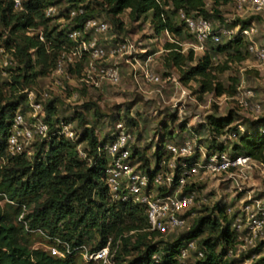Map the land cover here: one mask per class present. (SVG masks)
<instances>
[{
  "label": "trees",
  "instance_id": "16d2710c",
  "mask_svg": "<svg viewBox=\"0 0 264 264\" xmlns=\"http://www.w3.org/2000/svg\"><path fill=\"white\" fill-rule=\"evenodd\" d=\"M58 1L27 0L21 2V8L16 12L12 0H0V35L7 37V48L14 49L13 63L7 69L10 80L3 81L1 85L10 86L12 91H20L3 104L0 102V159H6L7 162L4 166L0 165V199L4 200L0 204V264H84L78 260V246L86 245L95 235L98 236V242L92 250L107 243L109 250L113 247L117 249L109 264H235V259L229 258V252L237 245L238 234L231 226L233 217H228L224 205L216 203L212 208L203 206L198 212L204 211V214L193 218L188 226L186 223L182 227L186 229L172 232L171 236L174 237L169 241L163 239V235L148 229L142 206L110 201L104 182L106 159L104 155L98 154L99 146L109 139V135L107 133L99 139L94 128L87 126V121L80 114L76 116L82 131L76 139L69 140L64 136L54 135L49 140L35 142L33 153L24 152L12 158L6 156L9 119L25 100L27 94L24 89L38 77H46L52 72L60 46L68 43L64 28L58 30L60 24L55 19L66 15L69 8L80 4L85 9L84 15L76 17L72 27L78 26V22L86 17L96 16L89 2L83 4V0H67L64 9L57 16L46 17L45 8L57 5ZM207 1L212 2L210 8L207 7ZM228 1L230 0H98L96 4L118 29L121 27L118 15L123 11L128 9L131 18H140L152 12V22L158 34L166 31L185 38L194 37V34L184 31L186 27L182 20L180 24L176 21L175 16L179 11L194 18L205 17L215 24L214 21L221 18L218 6ZM237 24L245 27L249 25V21L243 20L231 27ZM39 27L42 28L40 32L44 41L37 39L38 32H33ZM6 28H9L8 35L2 32ZM244 42L240 36L227 39L224 43L209 42L203 57L185 70L183 67L186 62L193 60V50L183 54L178 44L168 42L167 58L181 70V81L199 78L202 92L214 91L216 95L228 92L233 95L235 89L227 91L220 82L213 83L211 70L215 66L211 59L216 53H224L236 60L244 59V54L238 49ZM226 68L224 66L221 70ZM81 92L84 93V89ZM44 104V121L49 125L50 131L61 120H73L72 117L58 116L56 97ZM84 106L92 107L90 104ZM125 119L126 124L136 125L132 118L126 116ZM207 120L215 137L225 132L237 136L238 142L233 144L230 151L232 155L249 156L256 162H264V117L248 122V129L242 133L237 126L230 125L233 120L231 112L223 117L209 115ZM179 128H184L183 123L179 124ZM163 135L164 133L160 139ZM214 140L208 149H226L222 143ZM83 142L87 144L82 149L84 157L78 149ZM163 154L162 145H158L154 151L157 162ZM132 155L143 161L144 166H149L148 156L136 145L132 146ZM89 159L92 163H88ZM22 213V218L19 219ZM26 226L30 229L40 228L52 238L67 242L71 253L58 257L48 250L33 248L30 244L33 233ZM204 234L206 236L203 238ZM155 238L159 239L154 240ZM191 240L196 242L195 260H178L181 246ZM49 242L56 244L54 240ZM259 245L252 252H259ZM57 246L60 250L64 249L60 244ZM131 252H136L135 256L125 260L122 255ZM198 252L202 255H198ZM153 254L159 255L157 262L152 258ZM254 264H264V257Z\"/></svg>",
  "mask_w": 264,
  "mask_h": 264
},
{
  "label": "rangeland",
  "instance_id": "374dc122",
  "mask_svg": "<svg viewBox=\"0 0 264 264\" xmlns=\"http://www.w3.org/2000/svg\"><path fill=\"white\" fill-rule=\"evenodd\" d=\"M26 1L21 0L22 3ZM97 1L83 0L82 3L89 2L90 8H94V15L107 19L111 23L106 13L96 4ZM66 3L67 0H59L56 4L59 7ZM211 6L212 2L207 1V7ZM19 10L16 9V12ZM218 10L221 18L214 21L215 27L230 28L237 22L247 20L249 25L253 24L256 29L251 39H246L238 48L244 54V59L236 60L224 53H216L212 56V65L215 66V69L211 70L213 83L220 82L227 91L235 89L233 95L228 92L221 95H216L214 91L202 92L199 78L187 82L181 81V70L167 58L166 44L168 42L178 44L183 54H187L190 49L193 50V60L186 62L184 70L196 64L207 49L202 51L196 49L197 41L193 36L181 38L166 31L158 34L152 22V12L140 18H131L128 9L118 15L121 22L120 29L111 23V28L109 25L106 34L107 43L125 42L128 45L123 55L111 59V62H115L119 68L118 83L113 84L103 80L97 87L84 88L79 86L74 78L71 81H64L63 86L58 87L50 84V78L38 77L25 89L36 93L46 91L47 100L56 97L58 116L73 118L71 128L76 137L82 131L76 116L80 114L87 121V126L94 128L95 135L99 139L109 133L116 123L125 124L131 135L130 143L142 149L151 162L155 158L154 151L158 145L180 139H189L194 146L199 145L201 150L205 151L209 145H212L215 137L209 129L207 116L223 117L231 112L233 120L230 125L237 126L240 133L248 129V122L264 117V62L248 49L250 45L264 46V9L259 12L248 9L247 6L238 9L234 0H230L220 4ZM175 19L180 24L179 13L176 14ZM8 30L9 28H6L2 32L8 35ZM41 30L42 28L39 27L33 32L37 33ZM184 31L188 32L187 29ZM225 37L221 38V43L226 42L228 38ZM224 66L227 68L222 71ZM145 72L157 76L158 81L146 80ZM5 80H10V77L0 75L2 104L20 92L12 91L10 86L1 85ZM83 89L84 93L81 92ZM85 104H90L92 107L86 108ZM255 104L259 105L258 109H255ZM126 116L132 118L136 125L126 124ZM181 123L184 127L182 129L179 128ZM163 133V138L160 139ZM41 140H43L42 137H36L26 148L33 153L34 143ZM215 141L222 143L228 151H231L233 144L238 142V138L232 136L231 132H225L215 137ZM84 146H87L85 142L78 146L82 157L85 156L82 151ZM6 163V159H0L1 166ZM88 163H92V160L89 159ZM262 163L254 162L243 168L233 167L219 175H198L194 178L196 198L194 205L188 211L190 215L187 217V226L193 218L204 214V211L198 212L203 206L212 208L216 203L224 205L228 217H233L231 226L236 228L238 234V243L234 250L229 252V258L235 259V264H254L264 257V228L262 234L252 238L251 241L245 229L247 222L245 211L256 212L259 207H264ZM3 202L4 200L0 199V204ZM184 229L186 228H178L174 233ZM30 232L33 233L30 236V244L33 248L48 250L53 246V243L49 242L53 240L52 236L42 229L37 228ZM171 235L172 233L166 234L162 238L172 241L174 236ZM205 236L206 234L203 238ZM97 242L98 236L95 235L85 246L92 248ZM258 245L260 251L252 252V249ZM116 250L115 247L109 250L110 262ZM135 254L136 252H131L122 256L128 260ZM78 256L79 262L86 264L80 252ZM183 260L193 262L194 250L189 252ZM92 264H102V261H92Z\"/></svg>",
  "mask_w": 264,
  "mask_h": 264
},
{
  "label": "built area",
  "instance_id": "2783aa9c",
  "mask_svg": "<svg viewBox=\"0 0 264 264\" xmlns=\"http://www.w3.org/2000/svg\"><path fill=\"white\" fill-rule=\"evenodd\" d=\"M13 8H21V0H12ZM236 7L242 9L247 6L255 12L264 9V0H234ZM63 6L49 5L44 10L46 17L54 18L63 10ZM85 9L80 4L69 8L66 15L57 17L58 30L64 28L68 43L62 44L58 50L52 72L46 76L50 78L53 86H63L64 81L74 78L83 87H97L103 80L116 84L119 82V68L111 59L123 55L128 45L125 42L107 43L106 34L109 29L108 22L101 17L89 16L72 27L76 17L84 15ZM180 19L184 22L188 32L194 34L197 41L196 49L205 50L209 42L219 43L222 36L229 40L240 36L244 40L251 39L256 32L253 24L248 26L235 25L231 28L214 26L205 17L194 18L179 11ZM29 34V32H27ZM7 37L0 35V75L8 76V68L12 65L13 48H7ZM37 39L44 41L43 34L39 31ZM255 45V44H254ZM249 51L264 62V46H249ZM148 81H158V77L145 72ZM27 94L13 112L9 119L6 141V156L15 157L24 152L31 153L26 147L36 137L49 140L52 136H64L74 140L76 134L71 128V122L59 121L54 130L50 131L49 125L44 121V103L48 97L46 91L36 93L25 89ZM76 95H74L75 97ZM255 109L259 108L255 104ZM109 139L98 148V154L106 159L104 182L110 201L116 203H132L140 205L150 231L161 235L170 234L182 228L190 215L188 211L194 205L196 187L194 178L198 175H219L233 167H245L253 164L249 156H234L227 149L211 148L205 151L201 146H194L189 139L171 141L162 145L163 155L157 162L149 160V166H144L143 161L132 155L131 135L125 124L116 123L108 133ZM232 136L234 134L232 133ZM81 154V153H80ZM82 155V154H81ZM264 170V162L262 163ZM248 209V207H246ZM246 235L249 241L262 234L264 228V207H259L256 212L246 210ZM23 213L19 219L22 218ZM28 231L34 229L28 228ZM236 229V228H234ZM247 239V237H246ZM56 244L48 248L55 256L65 257L71 253L69 244L58 238H53ZM58 244L64 249L60 250ZM196 249L195 241L191 240L181 246L178 260H183L190 251ZM82 259L86 262L102 261V264L111 263L109 244L92 250L84 244L78 246ZM198 255H202L198 252ZM154 261L159 260L158 254H153Z\"/></svg>",
  "mask_w": 264,
  "mask_h": 264
}]
</instances>
